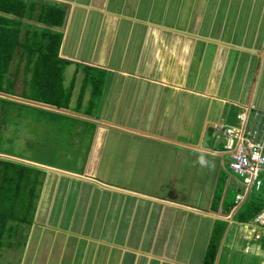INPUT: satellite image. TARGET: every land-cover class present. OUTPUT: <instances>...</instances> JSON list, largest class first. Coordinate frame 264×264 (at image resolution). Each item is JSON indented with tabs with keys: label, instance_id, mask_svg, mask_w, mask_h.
Returning <instances> with one entry per match:
<instances>
[{
	"label": "crops",
	"instance_id": "crops-1",
	"mask_svg": "<svg viewBox=\"0 0 264 264\" xmlns=\"http://www.w3.org/2000/svg\"><path fill=\"white\" fill-rule=\"evenodd\" d=\"M21 1L37 28L38 8L63 12L49 29L70 76L59 108L74 114L25 108L72 121L74 148L0 156L23 165L31 203L11 221L17 264H264L244 226L264 171L237 201L216 129L241 106L264 110V0Z\"/></svg>",
	"mask_w": 264,
	"mask_h": 264
},
{
	"label": "trees",
	"instance_id": "trees-1",
	"mask_svg": "<svg viewBox=\"0 0 264 264\" xmlns=\"http://www.w3.org/2000/svg\"><path fill=\"white\" fill-rule=\"evenodd\" d=\"M35 22L43 24L45 27L37 28L35 26L30 31L27 29H21L23 19L32 18L33 8L30 5H26L21 0H0V92L9 94L2 86L4 74L10 63L14 48L19 46L22 51L24 63L22 66L23 82L27 85V90L20 96L21 98L29 99L32 101L52 105L56 107H66L69 100V93L62 88V71L64 62L58 57V46L60 42V34L58 32L51 31L49 27H58L61 25L63 19V12L60 9L53 7H41L38 8ZM20 36L22 40L19 41ZM26 75H28L26 77ZM98 77L94 78L97 81ZM85 80H89L86 74ZM93 79V78H92ZM28 90H37L39 93L42 91L45 94V90L55 96H61L63 101L57 99L44 100L40 97L32 96L28 93ZM7 104H16L18 106L29 107V105L19 104L10 100L0 99ZM3 175H10V178L18 180L14 181L12 185L5 183L0 184V201L5 204L7 210H13L18 208L19 211L26 212L27 208L31 207V203L24 204L22 200H17L21 197H15L14 195L20 194L22 186L20 180H22L23 165L15 164L8 160H3ZM10 179V180H12ZM2 181V180H1ZM7 184V188H6ZM15 204V205H14ZM18 205V206H17ZM6 211L0 206V215L3 216V212ZM13 212V211H12ZM17 213V215L21 214ZM12 218H15L12 216ZM19 221H28L26 216L16 218ZM3 232V233H2ZM3 225L0 221V238L4 234ZM1 243V242H0Z\"/></svg>",
	"mask_w": 264,
	"mask_h": 264
},
{
	"label": "rangeland",
	"instance_id": "rangeland-1",
	"mask_svg": "<svg viewBox=\"0 0 264 264\" xmlns=\"http://www.w3.org/2000/svg\"><path fill=\"white\" fill-rule=\"evenodd\" d=\"M24 21H22L23 25L21 26V29H27L30 31L32 28L37 26L36 24H31L29 22L26 21L24 22ZM21 40L22 37L20 36L19 41ZM22 54L23 53L21 51V48L19 46H16L14 48L10 63L4 74L5 78L3 79L2 82L3 88H5L6 91L10 92L8 95H12L16 97H20L22 93H24V90L25 92L27 90V85H25V83L23 82L24 76L22 72V66L24 63V58ZM63 71H64V73L62 74V77L64 76L63 81L64 84H67L70 79V76L67 73L68 68L64 67ZM27 76L28 75H26V77ZM93 76L94 75H91L90 77ZM92 81L95 80L91 79V82ZM29 92L31 93L32 96L40 97L44 100L57 99L58 101L64 102L63 97L55 96L53 98L52 94H49L46 90H45V94L42 91L39 93L37 90H33V91L28 90V93ZM40 113L42 112H40L39 110L25 108V106H14L10 103L7 104L6 102L0 100V156L1 157L7 155L4 153H8V156L9 154H11L21 158L30 157L32 159L45 161L47 160L48 153L51 152L57 145L61 148L63 147L68 148L70 146L74 148L73 143H71L70 141L72 139V134L70 133L72 131V129L70 128V123L72 121H70L69 119H65L63 117H59V119L55 118L52 121H41L39 117ZM23 115H25V118H27L29 121L26 122L27 119L23 118ZM29 122H31L30 125ZM29 131L31 132L30 134ZM69 134L71 135L70 137L68 136ZM27 137H30L31 141L34 140L36 142H31L32 143L31 145L27 144V146H25L24 140ZM83 143L85 144V141ZM3 160L5 159H0V184L3 185L5 183H8V185L10 184L11 186L13 181L15 184V181H17L18 179L17 178L12 179L10 178V175L8 176L3 175V171L5 170V168H3L4 166V164L2 163ZM6 188H7V184H6ZM14 196L21 197L23 195L20 193ZM0 199L2 198L0 197ZM0 206L1 209L3 208L4 210H6L3 212L4 214L3 216L0 215V221L3 225V229L5 232L4 234H2L0 240L1 242L0 264H17L16 260H18V257L20 256L19 254H15L16 252L15 249H19V248L14 249L12 245H14L13 243L15 242V240L19 238L18 237L19 233L15 234V232L14 233L13 231L9 232V230L13 229V224L11 222L13 219L12 216L15 218L16 216L20 217V215H17V213L22 212V210L19 211L20 209L18 210V208L15 207L11 211L7 210L5 204L3 205L1 201H0ZM24 214H25V210H24ZM245 222L247 221L245 220ZM6 229L8 231H6ZM7 232L10 236L7 235ZM8 241L10 242L9 246L6 244ZM2 260L4 261V263H1Z\"/></svg>",
	"mask_w": 264,
	"mask_h": 264
},
{
	"label": "built area",
	"instance_id": "built-area-1",
	"mask_svg": "<svg viewBox=\"0 0 264 264\" xmlns=\"http://www.w3.org/2000/svg\"><path fill=\"white\" fill-rule=\"evenodd\" d=\"M216 129L226 154V167L241 181L243 191L235 195L241 201L249 195L251 187H259V174L264 171V110L241 106L234 124L220 120ZM244 226L251 230L253 241L264 240V205Z\"/></svg>",
	"mask_w": 264,
	"mask_h": 264
},
{
	"label": "water",
	"instance_id": "water-1",
	"mask_svg": "<svg viewBox=\"0 0 264 264\" xmlns=\"http://www.w3.org/2000/svg\"><path fill=\"white\" fill-rule=\"evenodd\" d=\"M0 98L6 99V100H11V101L18 102V103H22V104H26V105H30V106H35V107H39V108L51 110V111H54V112H59V113H64V114H70V115H73L74 114L73 112H71L69 110H66V109H63V108H59V107H56V106L47 105V104H44V103L32 101V100L25 99V98H21V97H16V96L8 95V94L2 93V92H0ZM110 131H112V130H110Z\"/></svg>",
	"mask_w": 264,
	"mask_h": 264
}]
</instances>
